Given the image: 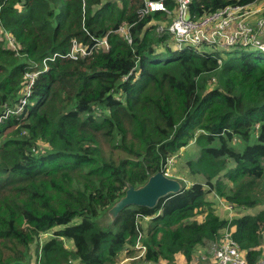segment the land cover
<instances>
[{"label": "trees", "instance_id": "1", "mask_svg": "<svg viewBox=\"0 0 264 264\" xmlns=\"http://www.w3.org/2000/svg\"><path fill=\"white\" fill-rule=\"evenodd\" d=\"M163 1L167 11L141 16L143 0H0V114L24 95L25 72L60 54L22 111L0 122V264H169L179 254L216 264L224 231L247 264L264 257V60L175 48L157 30L176 6ZM250 4L264 9V0L188 9L201 17ZM104 35L107 50L61 56L73 40L91 47ZM190 146L180 192L102 225L127 183L166 171Z\"/></svg>", "mask_w": 264, "mask_h": 264}, {"label": "built area", "instance_id": "2", "mask_svg": "<svg viewBox=\"0 0 264 264\" xmlns=\"http://www.w3.org/2000/svg\"><path fill=\"white\" fill-rule=\"evenodd\" d=\"M189 2L190 0H176L175 17L168 23L157 24L159 32H167L170 35L175 48L183 49L187 46L196 49L207 47H221L224 49L254 47L264 52V9L261 6L254 4L248 6L225 5L201 17H194L188 9ZM250 8L258 9L254 22L248 20L247 13ZM158 10L167 11L163 0H143V5L138 9V13L143 16ZM187 13H189V17H186ZM129 28L130 25H123L116 29L127 42H131ZM107 48L106 37L94 38L91 47L73 40L71 49L66 55L76 59L89 55L93 49L107 50ZM56 55L57 53H54L51 57L42 59V66L38 70L25 73L29 82L24 95L12 107L4 109L0 115V122L7 115L22 111L28 97L31 95V86L35 77L46 70L47 61L52 60ZM213 257L216 264H247L241 249L228 231L222 233ZM255 264H264V257Z\"/></svg>", "mask_w": 264, "mask_h": 264}, {"label": "water", "instance_id": "3", "mask_svg": "<svg viewBox=\"0 0 264 264\" xmlns=\"http://www.w3.org/2000/svg\"><path fill=\"white\" fill-rule=\"evenodd\" d=\"M186 17H189L187 13ZM183 184L178 177L169 176L163 171L150 174L136 186L127 183L124 193L116 199L101 215V223L109 226L119 212L128 205L153 207L161 197L180 192Z\"/></svg>", "mask_w": 264, "mask_h": 264}, {"label": "rangeland", "instance_id": "4", "mask_svg": "<svg viewBox=\"0 0 264 264\" xmlns=\"http://www.w3.org/2000/svg\"><path fill=\"white\" fill-rule=\"evenodd\" d=\"M257 10L258 9H255V8L248 9L247 15H248V20L250 22H254L255 21V19L257 17V14H256ZM169 14H170L169 16H171L169 20H157L156 23L157 24H160V23H164L165 24V23L170 22L173 19V17H175V15H176V9L174 8L171 11V13H169ZM125 26H127V25H125ZM103 37L107 38L106 35H104ZM169 40H170L171 43L173 42V39L171 37L169 38ZM207 49L214 50L216 52H221V51L222 52L223 51L230 52V50L232 48H228L230 50H225L224 48H221V47H217V48L207 47ZM231 51H233V52L244 51V52L250 53V54H252V55L264 60V52L254 48V47H245V48H240L239 51H236V50H231ZM182 151H183V149H182ZM188 154L189 155L197 154L196 148L194 146H190V147L186 148L184 156L182 158H180L179 161H178V156L170 158V160L168 161V163L166 165V171L165 172H167V174H169V176L178 177V178H181V179H183L185 181H188L189 174H186L187 171L182 168V162H183V160H185L188 157ZM179 171H181V172H179ZM180 173L185 174L187 176V178L181 177L182 175ZM207 197L208 198L210 197L211 199H214L215 205L217 206V210H218V213L220 212V215H225L226 214L225 207H222L223 204L218 201L217 196H215L213 194H208ZM124 264H130V263H124ZM147 264H149V263H147ZM163 264H166V263H163ZM169 264H185V261H184L183 257L179 254L176 257L175 262L174 263H169Z\"/></svg>", "mask_w": 264, "mask_h": 264}, {"label": "clouds", "instance_id": "5", "mask_svg": "<svg viewBox=\"0 0 264 264\" xmlns=\"http://www.w3.org/2000/svg\"><path fill=\"white\" fill-rule=\"evenodd\" d=\"M225 50H230V49H225ZM210 51H212V53H214V50H210ZM54 53H56V52H54ZM54 53H53V54H54ZM53 54H52V55H53ZM66 54H67V53H66ZM66 54H65V55H61V56H67ZM52 55L47 56V57H51ZM57 55H60V54L57 53ZM57 55H56V56H57ZM56 56H55V57H56ZM55 57H54V58H55ZM84 57H85V56H84ZM54 58H53V59H54ZM53 59H52V60H53ZM38 69H39V68H38ZM38 69H35V70H38ZM32 71H34V70H32ZM26 72H28V71H26ZM26 72H25V73H26ZM35 78H36V77H35ZM34 81H35V80H34ZM17 101H18V100H17ZM17 101H16V102H17ZM16 102H15V103H16ZM15 103H14V104H15ZM14 104H13V105H14ZM13 105H11V106H5V108H6V107H12ZM24 106H25V105H24ZM5 108H4V109H5ZM3 111H4V110H3ZM2 113H3V112H2ZM2 113H1V114H2ZM19 113H20V112H19ZM1 114H0V115H1ZM11 114H12V113H11ZM7 116H8V115H7ZM163 172L165 173V171H163ZM166 174H167V173H166ZM167 175H169V174H167ZM226 206H227V205H226Z\"/></svg>", "mask_w": 264, "mask_h": 264}, {"label": "crops", "instance_id": "6", "mask_svg": "<svg viewBox=\"0 0 264 264\" xmlns=\"http://www.w3.org/2000/svg\"><path fill=\"white\" fill-rule=\"evenodd\" d=\"M223 204V203H222ZM223 207H225V205H223Z\"/></svg>", "mask_w": 264, "mask_h": 264}]
</instances>
